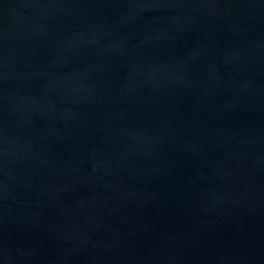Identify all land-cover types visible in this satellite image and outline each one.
<instances>
[{
  "label": "water",
  "instance_id": "95a60500",
  "mask_svg": "<svg viewBox=\"0 0 264 264\" xmlns=\"http://www.w3.org/2000/svg\"><path fill=\"white\" fill-rule=\"evenodd\" d=\"M0 264H264V0H0Z\"/></svg>",
  "mask_w": 264,
  "mask_h": 264
}]
</instances>
